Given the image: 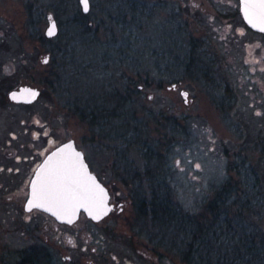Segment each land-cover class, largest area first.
<instances>
[{"label": "rangeland", "instance_id": "1", "mask_svg": "<svg viewBox=\"0 0 264 264\" xmlns=\"http://www.w3.org/2000/svg\"><path fill=\"white\" fill-rule=\"evenodd\" d=\"M25 1L0 0V75L10 73L8 84L37 86L40 101L51 97L53 106L60 108L71 86L65 83L69 80L73 89L68 96L74 98L79 94L75 87L86 84L90 77L111 78L122 72L133 75L135 61H140V67H166L161 71L164 85H141L138 104L143 111L137 114L151 122L159 116L163 124L174 119L182 128L168 150L164 178L175 204L182 211L199 215L214 191L230 180L235 191L228 202L252 200L254 209L261 213L247 215L248 224L264 236V35L246 24L239 0H90L86 18L98 30L93 27L88 37L69 39L68 43L64 42L72 33L71 7L60 17L49 10L46 19L35 23L36 31L45 35L51 16L59 24L56 36L39 40L30 34ZM135 10L139 14L133 19L124 15ZM192 48L202 57L194 56ZM135 50L145 55L140 58L136 51L133 58ZM46 56L49 60L44 62ZM182 56L183 62L179 61ZM189 57L193 63L185 69ZM204 65L209 76L216 74L214 83L205 79ZM76 70L78 73L68 79L69 72ZM53 71L63 73L57 88L45 80H51ZM173 72L178 74L177 80H167ZM225 85L236 95L228 111L222 110L217 99ZM83 123L84 141L88 142L84 147L95 162L93 167L102 170L110 150L102 146L101 136L100 144L88 141L92 128ZM150 125L153 132L158 126L162 128L159 123ZM117 159L128 162L129 157ZM130 162L139 165L143 159ZM140 174L138 178L145 175ZM105 181L117 200L133 205L123 179ZM120 230L125 240H133L135 245H122L117 252L137 254L144 263L161 254L162 264H187L181 259L184 234L148 219L137 229L127 224Z\"/></svg>", "mask_w": 264, "mask_h": 264}, {"label": "flooded vegetation", "instance_id": "2", "mask_svg": "<svg viewBox=\"0 0 264 264\" xmlns=\"http://www.w3.org/2000/svg\"><path fill=\"white\" fill-rule=\"evenodd\" d=\"M240 14L243 17L241 3ZM8 75L9 72L0 75V264H162L161 254L144 263L137 254L117 252L122 245H135L132 239L125 240L120 227L129 224L137 229L146 219L152 220V211L157 207L137 205L132 198L133 205H125L110 191V202L114 205L102 219L96 220L81 209L76 218L66 220L54 212L60 206L28 204L32 180L39 167L49 154L69 140L83 151L90 170L102 181L133 179L140 175L130 172L123 176V172L148 167L119 162L114 156L107 159L102 170L93 167L95 162L84 147L88 142L84 141L82 112L73 104L74 98L68 96L69 91L66 90L60 108L53 106L51 97L40 101L41 93L32 102L17 101L10 97V91L30 83L11 86ZM235 97L225 85L217 98L218 105L228 111ZM97 128H92L88 141L100 144ZM150 167L155 168L151 177L160 179L162 165ZM147 193L152 195L153 191ZM161 197L163 201L162 194Z\"/></svg>", "mask_w": 264, "mask_h": 264}, {"label": "trees", "instance_id": "3", "mask_svg": "<svg viewBox=\"0 0 264 264\" xmlns=\"http://www.w3.org/2000/svg\"><path fill=\"white\" fill-rule=\"evenodd\" d=\"M25 6L28 24L33 27L29 29L30 34L39 40H48V37L37 32L34 25L36 22L41 23L46 19L49 10H53L56 16L60 17L63 12H67L68 8H72L73 15L70 19L72 33L69 37L66 36L64 43H68L69 39L73 41L77 37H88L86 35L94 31V26H91L90 21L86 18L88 13L83 12L77 0H26ZM141 8L142 10L145 8L142 3ZM135 11L136 13L124 15L126 17L131 15V19H133L139 14L138 10ZM94 29L98 30L97 25ZM63 36L62 34L60 37ZM113 46L115 47V45ZM136 51L139 52V50H135L131 55L133 58L137 55ZM142 52L141 50L139 52L140 58L145 55V52ZM193 53L198 58L202 57V54H198L197 48H192ZM182 59L185 60V57L182 56L179 61ZM179 61H177L178 71L181 70ZM186 61L185 69L186 66L193 63V57H189ZM137 62L140 61H135V65L131 68L133 75L122 72L116 77L115 75L111 77L112 79L90 77V81L86 84L79 87L74 86L79 89L77 91L79 94H76L77 96L72 99L73 104L81 109L83 120L88 127L98 126L102 131L104 130V133L102 135L100 133L99 137L101 136V141H103L102 146L108 151L110 150V157L114 156L119 159L129 157L128 162L135 158L140 161L143 159L140 164L143 163L145 167H148L145 170L134 171L136 169H131L128 172H123V176L130 172L135 176L141 175L140 173L145 174L140 178L125 177L122 181L129 188L133 202L137 205L157 207V210L152 211L154 217L151 222L157 225L164 224L172 228L173 232L185 235L186 243L181 252V259L187 264H264V236L248 224L251 221L247 218V215H258L261 211L254 209V202L250 199L241 202L235 198L236 201L228 202L235 191L230 180L225 181L214 191L213 196L205 208L199 212V215L182 211L175 204L171 190L166 184L167 179L164 182V178L167 174L168 150L171 144L176 141V134L182 132V128L174 119L163 124L159 116L156 117L155 122H151L147 120V116L137 114L141 110L143 111V108H139L138 104V98L142 94L141 85L151 86L154 83L158 86L164 85L163 78L165 76L161 75V71L166 70V67H140ZM197 70L200 71V68L197 67ZM207 72L208 68L206 69L204 65L205 79L208 80L207 82L214 83L216 74L209 76ZM77 73V70L70 73L68 79ZM159 74L162 77L158 78ZM177 75L173 72L169 74L167 80L176 81ZM61 77H63V73L53 71L51 80L45 79L46 84L57 88L58 84H61ZM66 77L67 75L64 74V79ZM65 83L71 85L68 89L70 92L73 89V84L70 80ZM165 116L167 115L165 114L163 117ZM166 118L169 119V116ZM151 123H159L162 128L158 126L153 132ZM171 132L172 136L170 137ZM161 165L163 168L162 177L160 179L151 177L155 168L150 166ZM148 190L153 191L152 195L147 193ZM236 203L240 205L237 204V207L233 208Z\"/></svg>", "mask_w": 264, "mask_h": 264}, {"label": "water", "instance_id": "4", "mask_svg": "<svg viewBox=\"0 0 264 264\" xmlns=\"http://www.w3.org/2000/svg\"><path fill=\"white\" fill-rule=\"evenodd\" d=\"M241 12L243 14L245 22L257 31H262L264 24L258 23L255 20L249 23L248 17L245 15L243 0H240ZM80 4L83 12L90 11L91 2L88 0L87 9H85L84 0H80ZM55 25L54 32L49 34L52 25ZM59 32L58 20L51 16L49 18V24L46 28L47 37H54ZM49 57L44 58V62H47ZM41 93V89L31 84H23L18 88L10 91V97L17 101L32 102L36 100ZM80 154L79 162H76L75 154ZM74 165V167H73ZM81 165L83 166L81 168ZM58 168V170H55ZM59 176H69L70 179L65 181L70 191H67L64 195L53 194L54 182ZM92 178V179H90ZM94 179L95 185L103 189V201L102 208H106V214H103L98 209L92 200L88 199L87 190L92 188V180ZM77 181L78 183H72ZM97 197L100 193L93 189ZM34 193L36 196L34 197ZM111 193L108 186L98 178V176L90 170L89 164L85 158V154L82 150L75 147L73 140H69L61 147L53 151L45 159L44 163L39 167L36 176L32 180L31 195L28 204H42L43 206L55 205L60 206L56 213L61 214L63 219L72 220L77 217L78 212L83 209L88 215L96 220H100L110 213L113 207V203L110 202ZM65 207V208H64ZM74 210V212H73ZM99 215V218H97Z\"/></svg>", "mask_w": 264, "mask_h": 264}, {"label": "snow or ice", "instance_id": "5", "mask_svg": "<svg viewBox=\"0 0 264 264\" xmlns=\"http://www.w3.org/2000/svg\"><path fill=\"white\" fill-rule=\"evenodd\" d=\"M87 3L88 0H84L85 9H87ZM244 3V9H245V15L248 17L249 23H252L254 20L258 23L264 24V0H243ZM55 25H52V28L49 31V34H52L54 32ZM264 31V28L261 29ZM76 162H79L80 154H75ZM74 167V165H73ZM83 166L81 165V168ZM69 176H59L57 180L54 182V189L53 194L55 195H64L67 191H70L68 186L65 184L66 180H69ZM92 179V178H90ZM72 183H78L77 181H72ZM95 189L100 193V196L97 197L95 195V192L93 191ZM36 194L34 193V197ZM87 196L88 199L92 200L95 206L101 210L103 214H106L107 209L102 208L104 201H103V189L99 188L98 185H95L94 179L92 180V188L87 190ZM34 207H42V204H33ZM74 212V210H73ZM97 218H99V215H97Z\"/></svg>", "mask_w": 264, "mask_h": 264}]
</instances>
